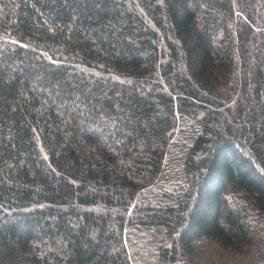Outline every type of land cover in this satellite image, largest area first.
Returning a JSON list of instances; mask_svg holds the SVG:
<instances>
[{"label":"trees","instance_id":"16d2710c","mask_svg":"<svg viewBox=\"0 0 264 264\" xmlns=\"http://www.w3.org/2000/svg\"><path fill=\"white\" fill-rule=\"evenodd\" d=\"M0 264H264V0H0Z\"/></svg>","mask_w":264,"mask_h":264}]
</instances>
